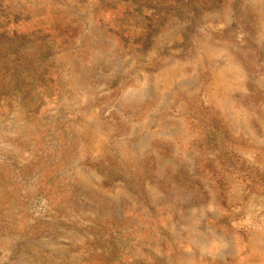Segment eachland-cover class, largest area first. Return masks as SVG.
<instances>
[{
	"label": "rangeland",
	"instance_id": "374dc122",
	"mask_svg": "<svg viewBox=\"0 0 264 264\" xmlns=\"http://www.w3.org/2000/svg\"><path fill=\"white\" fill-rule=\"evenodd\" d=\"M0 264H264V0H0Z\"/></svg>",
	"mask_w": 264,
	"mask_h": 264
}]
</instances>
